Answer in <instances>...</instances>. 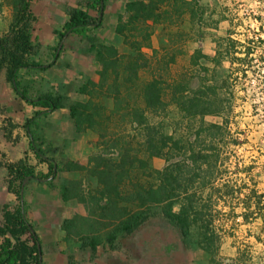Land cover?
<instances>
[{"label":"trees","instance_id":"obj_1","mask_svg":"<svg viewBox=\"0 0 264 264\" xmlns=\"http://www.w3.org/2000/svg\"><path fill=\"white\" fill-rule=\"evenodd\" d=\"M33 2L0 1V12L4 5L11 9L7 29L0 34V72L14 95L33 110L32 118L20 129L37 165H44L46 172L36 170L25 158L0 163V176L14 198L13 204H4L0 209V264H42V242L24 199L31 182L57 189L63 203L75 200L82 206L85 215L64 219L60 229L66 240L80 242L92 253L101 244L100 231H109L106 242L114 245L119 235L137 232L156 208L185 245L193 240L209 256L208 264H225L218 258L221 238L214 227V208L228 205V199L238 195L237 205L245 223L253 217L252 210L264 213V193L250 189L244 195L238 194L225 184L216 186L215 176L221 163L219 148L228 127L229 106L223 93L233 81L252 71L256 48L264 45V36L259 35H264L263 28L242 41L231 34L215 38L211 57L195 49L189 64L201 70L202 77L180 75L164 82L158 71L143 81L140 70L150 68L143 49L156 53L152 46L154 26L172 23L184 15L193 20L197 16L196 0L126 2L123 12L116 15L114 32L130 50L128 55H121L116 47L100 42L95 35L103 25L107 0H80L75 7L67 8L63 32H56L59 42L52 61L46 64L37 60L41 44L35 34ZM68 37L85 40L94 58L97 79L89 78L77 89L85 100L70 101L64 93L36 89L26 78L32 71L46 72L53 67L63 52L59 44ZM174 61L171 57L162 63L166 71ZM225 62L229 65L227 76L218 82L212 74L208 80L207 75ZM194 79L195 87L191 86ZM102 99L111 100L113 107L108 109ZM170 106L178 119L172 122L173 132L167 134L164 122L157 119ZM65 108L76 133L97 136V150L84 162H57L51 155L58 148L39 140L32 130L37 119ZM216 117L222 118L221 124L205 122L206 118ZM15 128L14 124L3 128V137L9 143H16ZM177 130L182 132L180 136L175 135ZM153 159L164 160L165 166L153 169ZM62 172L87 174L96 180L97 187L86 190L77 179L57 187L54 180Z\"/></svg>","mask_w":264,"mask_h":264},{"label":"rangeland","instance_id":"obj_2","mask_svg":"<svg viewBox=\"0 0 264 264\" xmlns=\"http://www.w3.org/2000/svg\"><path fill=\"white\" fill-rule=\"evenodd\" d=\"M1 1V0H0ZM80 0H34L33 12L37 18L35 34L41 44V53L37 60L43 64L52 61L51 55L57 47L66 20L65 12L75 7ZM131 0H107L102 27L95 32L100 42L115 46L121 55L130 54L122 38L115 34L116 15L122 13L126 2ZM197 16L192 20L188 15L166 25L154 26L152 46L144 48L143 53L150 60V68L140 70L141 80L150 78V74L162 76L164 82H172L180 75L202 77L204 73L189 64L193 51L200 48L207 56L214 55L215 38L232 35L235 40L244 36H253L260 27L264 30V0H196ZM203 13L200 16V13ZM94 15V14H93ZM11 18V9L4 5L0 12V34L6 31ZM261 38L263 34L259 32ZM63 52L59 59L46 72L32 71L27 79L33 81L36 89L64 93L70 101L85 100L77 93L80 85L87 79H97L93 55L88 51L85 40L65 38ZM256 55L251 63L252 71L246 77H239L225 91L229 106L227 129L224 131L219 148L220 164L216 170V186L225 184L229 189L246 194L255 189L264 193V45L257 46ZM263 61L259 60V56ZM174 57L166 71L162 63ZM161 60V62H160ZM263 62V63H262ZM209 68L212 65L201 61ZM163 68V69H162ZM161 69V70H160ZM229 65L225 62L207 75L220 82L228 74ZM165 71V72H164ZM197 79L191 83L195 87ZM101 102L111 109L112 101ZM166 114L158 116V122L167 134H171L172 122L177 120L174 107L170 106ZM33 110L26 106L11 91L0 72V163L16 162L25 158L46 172L44 165H37L28 150V141L20 129L26 120L32 118ZM222 118H206V123H222ZM8 124L17 126L13 130L16 143H9L3 137V128ZM32 130L39 140L58 148L51 155L57 162L72 160L84 162L96 152L97 136L91 132L78 134L68 119L67 108L56 111L47 118L35 121ZM182 132L176 131V136ZM153 169H162L165 162L153 159ZM80 180L86 190L97 187L96 180L87 174L59 173L54 180L55 186L66 185L69 180ZM145 180L144 177L141 178ZM238 196V195H237ZM237 196L228 199V205L219 204L213 212L214 227L221 238L218 258L225 264H264V213L252 210L253 217L248 223L241 217L242 209ZM239 197V196H238ZM240 198V197H239ZM242 198V197H241ZM29 208V218L34 224L42 242L43 264H208L209 256L201 251L193 240L185 245L178 232L165 221L154 208L147 221L131 236L119 235L114 245H108L107 230L99 232L101 244L96 252L84 248L80 242L66 240L60 229L64 219L74 215L84 216L85 212L75 200L63 203L57 189L31 182L24 192ZM14 198L5 187L0 176V209L4 204H13ZM234 212V213H232Z\"/></svg>","mask_w":264,"mask_h":264},{"label":"water","instance_id":"obj_3","mask_svg":"<svg viewBox=\"0 0 264 264\" xmlns=\"http://www.w3.org/2000/svg\"><path fill=\"white\" fill-rule=\"evenodd\" d=\"M63 41H64V39L61 41V43L59 44L60 45V47L62 46V43H63ZM39 248V247H38ZM40 257H41V255H40ZM42 263V262H41Z\"/></svg>","mask_w":264,"mask_h":264},{"label":"crops","instance_id":"obj_4","mask_svg":"<svg viewBox=\"0 0 264 264\" xmlns=\"http://www.w3.org/2000/svg\"><path fill=\"white\" fill-rule=\"evenodd\" d=\"M153 43V42H152ZM153 45V44H152ZM115 47V46H114ZM42 264H43V262H42Z\"/></svg>","mask_w":264,"mask_h":264}]
</instances>
